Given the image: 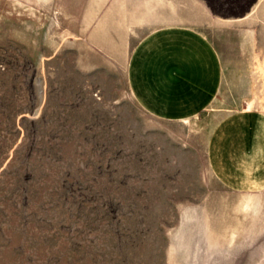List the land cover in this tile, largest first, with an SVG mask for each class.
Masks as SVG:
<instances>
[{"label":"rangeland","instance_id":"rangeland-1","mask_svg":"<svg viewBox=\"0 0 264 264\" xmlns=\"http://www.w3.org/2000/svg\"><path fill=\"white\" fill-rule=\"evenodd\" d=\"M105 0H0V264H264V190L213 174L214 125L264 112V0H176L127 47L89 31ZM96 13V14H95ZM167 24L200 28L224 65L207 111L149 113L128 75Z\"/></svg>","mask_w":264,"mask_h":264},{"label":"crops","instance_id":"crops-1","mask_svg":"<svg viewBox=\"0 0 264 264\" xmlns=\"http://www.w3.org/2000/svg\"><path fill=\"white\" fill-rule=\"evenodd\" d=\"M203 14L216 0H196ZM176 0H105L89 31L97 48L127 47L138 27L173 14ZM96 14V13H95ZM129 84L153 116L191 119L207 111L221 92L225 65L213 40L200 28L167 24L149 31L134 46ZM214 176L237 192L264 190V112L245 109L222 117L208 141Z\"/></svg>","mask_w":264,"mask_h":264}]
</instances>
